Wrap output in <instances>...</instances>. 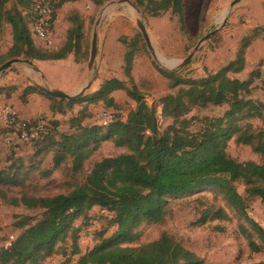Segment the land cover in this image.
<instances>
[{"label": "trees", "instance_id": "obj_1", "mask_svg": "<svg viewBox=\"0 0 264 264\" xmlns=\"http://www.w3.org/2000/svg\"><path fill=\"white\" fill-rule=\"evenodd\" d=\"M75 1L79 0H0V23L11 27L12 36V47L6 57L0 56V66L13 58L31 63L63 61L70 56L74 63L86 60L84 24L77 13L70 16L71 26L57 50L36 48L31 37L37 4L52 6L53 27L57 8ZM89 1L100 7L108 0ZM133 1L144 14L159 17L170 11L181 24L184 21V0ZM9 2L15 7L5 10ZM258 32L257 27L252 28L241 41L235 58L204 78L184 79L177 71L158 70L173 92L161 98V116L170 121L161 131L157 124L158 106H148L135 89L128 90L124 81L116 78L103 80L96 91L75 101L51 98L31 85L0 86V97L16 96L22 105L27 104L32 93L46 97L52 113L51 118L17 119L14 127H5L0 132L28 131L40 119L46 120L47 135L32 144L31 156L27 159L13 156L0 169V199L33 214L11 216L12 226L20 233L8 247L0 249V264H44L54 255L60 256L62 264L71 261L73 264H203L201 258L166 233L152 242L131 245L137 242L140 227L166 221L170 213L168 199L206 188L220 190L226 203L250 225V234L243 230L250 253L264 254V230L246 214L235 188L237 182L242 183L249 196L260 200L264 215V162H237L226 153L227 144L234 140L264 157V132H256L250 123L261 119L264 126V104L250 98L253 79L229 76L243 73L245 51L260 36ZM122 44L126 47L123 71L130 77L138 44L137 40ZM117 91H126L136 104L125 121L114 117L106 126L92 125L88 123L86 108L72 115L74 106L80 104L101 102L113 106L112 94ZM224 105L227 109L221 117H188L194 108ZM195 122L199 128L193 131ZM103 142L125 152L104 157L85 171L86 162ZM48 155L51 169L41 170L40 163ZM66 163L70 165L71 175H84L82 182L65 193L40 196L31 184L32 175L48 178ZM96 210L102 218H107L108 225L95 231L93 246L82 251L81 237L90 224V213ZM200 215L202 224L208 219L226 218L220 210H203ZM78 220L81 224L77 226ZM110 228L115 231L106 236ZM251 264H264V261Z\"/></svg>", "mask_w": 264, "mask_h": 264}, {"label": "rangeland", "instance_id": "obj_2", "mask_svg": "<svg viewBox=\"0 0 264 264\" xmlns=\"http://www.w3.org/2000/svg\"><path fill=\"white\" fill-rule=\"evenodd\" d=\"M130 1L135 5L133 0ZM233 1L184 0V21L182 24L170 11L159 17H152L149 14H144L135 5L139 11L136 12V9L124 0H108L100 7H95L89 0L67 2L57 8L55 22L47 41L38 40L33 35L31 37L36 48L47 51L57 50L63 44L66 31L71 26L70 16L77 13L84 24L83 47L88 48V55L86 60H80L76 63L73 61V56H70L65 64H69L71 69L65 74L70 80H73L77 74L76 72H78L79 77L81 76L84 80L81 86L83 87L90 79H86V70L91 40L95 25L98 22L96 27L97 54L95 58L97 77L92 85L96 88L99 81L105 79L116 78L122 80L128 90L135 89L143 102L156 108L161 106V98L173 93L169 90L168 80L158 72L159 69L167 72L177 71L184 79H200L214 74L235 58L241 41L249 35L252 28L257 27L260 36L245 51L246 64L243 73L229 76L240 80L253 79L254 83L250 98L264 104V88L262 85L264 82V0H240L237 5L231 7ZM13 7H15V4L9 2L5 5V10H10ZM137 20H142L146 25L154 57L146 47L136 25ZM215 29L219 30L204 43L199 51L194 52L190 63L186 67H178L180 62L194 51L197 43ZM134 40H137L138 45L130 77H128L123 71L126 47L122 42L128 43ZM11 47V27L2 22L0 23V56L6 57ZM18 59L23 60L22 58ZM23 68H26V70ZM67 68L68 66L65 67V69ZM20 71H23L27 77L20 78ZM46 71L55 79V75L58 74V64H53ZM14 75L19 78L13 80ZM44 83L50 88L57 89L47 82L40 70L36 71L29 68L24 63L16 64L0 74V86L7 88L12 86L23 88L27 85L34 86ZM80 88L71 92L70 95H75ZM90 92L91 87L84 95L90 94ZM112 97L115 103L113 106L101 102L80 104L74 106L72 115L86 108V112L90 117L88 123L96 125L98 124L97 116L106 110L115 118L125 121L136 104L127 96L126 91L114 92ZM7 105L18 118L27 113L24 109L9 105L3 99L0 102V117L2 109ZM226 109L227 106L225 105L221 107L210 106L205 109L194 108L188 117L218 118L223 115ZM27 111L30 114V111H43L42 105L33 102L30 108H27ZM159 112L158 108L156 110L157 124L158 129L161 131L166 128L170 121L162 118L161 112ZM69 116L70 114H67V118ZM250 123L256 132H264L261 119H254ZM3 128L5 127H3L0 120V132ZM198 128L199 124L195 122L192 130L196 131ZM0 135V169L7 165L6 161L13 156L24 157L25 159L31 156V144L16 142V140L6 143L7 133H0ZM123 152H125L124 149H117L110 142H103L96 154L86 162L85 171L94 162L104 157L117 156ZM226 153L237 162L250 161L257 164L264 162V157L261 154L248 146L236 144L234 140L227 144ZM40 164L41 170L51 169V156L48 155ZM69 166V163H66L65 166L52 171L51 176L48 178L39 177L34 173L31 184L35 186L40 196L65 193L69 189L71 190L74 184L81 183L84 176L74 177L69 171ZM37 173L40 174V171H37ZM235 188L244 202L246 214L264 230L263 205L260 200L249 196L240 182L235 184ZM167 208L170 213L166 221L161 225L140 227L137 230L139 238L131 246L135 247L152 242L166 233L201 258L203 264H251L264 261L263 253L251 254L248 249L243 230L250 234V225L235 209L226 203L224 196L217 188L201 189L192 194L168 199ZM203 210H220L226 218L208 219L202 224L200 223V212ZM13 215L33 214L20 208L11 207L0 199V249L8 247L20 233V230L12 226L14 220L11 216ZM101 215L97 210L90 213V224L80 240L82 251L93 246V233L108 225L107 218H102ZM80 224L81 221L78 220L76 225ZM114 231L115 229L110 228L106 236H110ZM254 239L256 240V237ZM72 260L74 261V259ZM62 263L64 261L60 256L54 255L47 259L44 264ZM70 264H73L72 261Z\"/></svg>", "mask_w": 264, "mask_h": 264}, {"label": "built area", "instance_id": "obj_3", "mask_svg": "<svg viewBox=\"0 0 264 264\" xmlns=\"http://www.w3.org/2000/svg\"><path fill=\"white\" fill-rule=\"evenodd\" d=\"M52 14L53 9L49 3L37 4L34 7V21L31 26V33L34 37H36V39L42 41H47L49 39L52 30ZM262 85L264 88V82ZM158 108L161 112V106H159ZM113 118L114 116H112L109 111L105 110L97 116V122L99 125L106 126L112 122ZM17 119L18 117H16V115L8 105L2 109L0 120L3 127H14L16 125ZM46 135V120L40 119L36 123V125L30 128L28 131H21L17 133L13 132L7 134L5 142L9 143L10 141L16 140V142L27 143L32 145L36 140Z\"/></svg>", "mask_w": 264, "mask_h": 264}, {"label": "crops", "instance_id": "obj_4", "mask_svg": "<svg viewBox=\"0 0 264 264\" xmlns=\"http://www.w3.org/2000/svg\"><path fill=\"white\" fill-rule=\"evenodd\" d=\"M257 39L258 38L254 39L252 41V43L254 44L255 40L257 41ZM251 44H250V46H251ZM68 60H69V58L66 59V60H63V61H55V62H34V64H32L31 66L28 65V67L29 68H33L36 71L40 70L43 73V75L45 76L47 82H49L53 87L57 88L58 90H61V91L65 92V93L71 94V92H74V91L78 90V88H80L82 86V82H84V80H82L81 76L79 77V73L78 72H76L77 74L75 75V78L73 80L69 79L67 74H65L67 71H70V69H71L69 64H65V63H67ZM53 64H58V74L55 75V79L52 78L50 76V73L46 71L47 69H50ZM66 66H68L67 69H65ZM23 69L26 70V68H23ZM19 76H20V78L27 77L26 74L23 71L19 72ZM92 77H93V80H92V82H93L95 80V78L97 77V75H96V66H95V73H92ZM14 78H19V77L14 75L12 79L14 80ZM86 79H89L87 70H86ZM92 82H91V85H90V87H91L90 94L93 93L94 91H96L98 89V87L100 86V84L102 83V81H99V84H97V86L95 88V86L92 85ZM27 86H29V85H27ZM3 99H5L6 102L9 103V105H13L15 108H21V109L26 110L27 113H25V115H23V116H19V118H18L21 121H29V120H32L34 118L41 117V116H44L46 118L47 117L51 118L52 113L50 112V109H49V101H48V99L46 97L38 94V93H32L28 97V102H27L26 105H22L21 102L18 100V98L16 96H12L9 99L3 98V97L1 99V97H0V102ZM33 102L34 103L36 102V103L42 105L43 111H40V112H35V111L32 112V111H30L31 112V114H30L27 111V108L29 109L30 105ZM57 117L59 118V116H57Z\"/></svg>", "mask_w": 264, "mask_h": 264}, {"label": "water", "instance_id": "obj_5", "mask_svg": "<svg viewBox=\"0 0 264 264\" xmlns=\"http://www.w3.org/2000/svg\"><path fill=\"white\" fill-rule=\"evenodd\" d=\"M124 2L129 4L132 8L136 9L135 5L130 0H124ZM239 2H240V0H234L231 4V7L237 5ZM136 12H139V11L136 9ZM97 25H98V22L96 23L95 30L93 32V36H92V40H91L90 54H89V61L87 64V73H88V77L90 78L88 80V82L83 87H81L80 90L75 95H70V94L65 93L61 90L50 88L45 83L41 84V85L40 84L34 85L41 93H43V94H45L51 98H54V99L66 100V101H75L78 98H81L84 96L85 92L90 88L91 82L93 80L92 73L95 72V58H96V54H97V48H96V27H97ZM136 25H137L140 33H141V36H142V38L146 44L148 51L151 53L152 57H154L153 48L151 46V42H150V39L148 36L146 25L144 24V22L142 20H137ZM218 30L219 29H215L211 33L204 36L197 43V45L194 48V51L190 55H188L185 60L181 61L180 64L178 65V67H186L190 63V61L192 60L194 52L199 51L202 48V46L204 45V43H206V41H208L211 37H213L217 33ZM21 63L27 64L30 66L32 65L31 62H29L28 60H24V59L21 60L18 58H14V59H11V60L5 62L4 64H2L0 66V74L4 73L8 69H10L12 66H14L16 64H21Z\"/></svg>", "mask_w": 264, "mask_h": 264}]
</instances>
